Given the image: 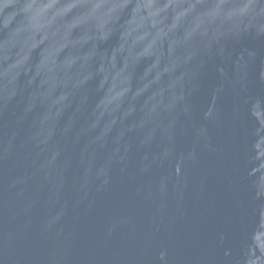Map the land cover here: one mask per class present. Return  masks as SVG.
Masks as SVG:
<instances>
[{
  "label": "water",
  "instance_id": "1",
  "mask_svg": "<svg viewBox=\"0 0 264 264\" xmlns=\"http://www.w3.org/2000/svg\"><path fill=\"white\" fill-rule=\"evenodd\" d=\"M0 264H264V0H0Z\"/></svg>",
  "mask_w": 264,
  "mask_h": 264
}]
</instances>
